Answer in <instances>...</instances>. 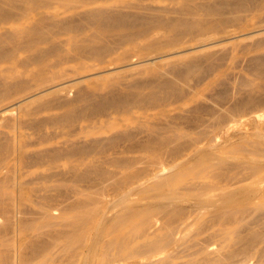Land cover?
Wrapping results in <instances>:
<instances>
[{
    "label": "bare ground",
    "instance_id": "obj_1",
    "mask_svg": "<svg viewBox=\"0 0 264 264\" xmlns=\"http://www.w3.org/2000/svg\"><path fill=\"white\" fill-rule=\"evenodd\" d=\"M13 1L0 0V18L14 15V10L6 9ZM122 3L127 9L116 8L108 1L101 4L84 1L62 20L68 31L59 34L46 28L42 20L37 21L38 18H34L36 13H28L21 17V21L0 24V163L5 161L2 154L7 149L9 164L6 173L2 175L0 171V215L17 216L32 212L31 207L26 205L27 200L38 206V211L40 206L29 198V189L37 199L44 197L42 193L46 192L42 191L48 190L54 182L85 179L91 170L103 173L108 163L116 165L121 172L125 171L130 164L127 152L142 147V141L134 142V135L118 134L122 120L135 114L129 108L150 100L156 104L166 89L178 83L185 84L192 74L216 72V62L212 56L206 62H201L200 58H196L199 55L180 56L172 61L171 68L164 70V73L158 72L153 60L152 64L142 65V68L134 67V62L131 63L133 58L125 60V56L113 55L121 52L127 40H136L135 43L146 39L151 41V47H142L135 57L141 59L154 53L176 51L193 43H215L221 36L233 30L243 32L247 27L264 33V24H260L258 19L254 20L256 13L264 9V0H152L149 3L146 0H131ZM43 7L51 8L52 12L56 9L52 5ZM240 12L244 13L240 15ZM236 18L238 24L232 27L233 30L228 29ZM29 19L32 23L27 24V28L25 24L26 39L21 40L19 33L22 31L19 30ZM214 26L220 29L217 35H196L198 29L203 27L200 32L205 34ZM5 27L7 29L2 30ZM184 36L189 38L184 40ZM124 37L127 39L124 40ZM25 51L29 54L24 55ZM241 51H254L250 57L259 70L255 80L246 81L247 89L237 99V113L240 117L245 114L243 120L252 124L245 135L251 133L253 138H245L239 147L231 149L236 152L230 155L231 159L238 161L240 172L226 175L227 186L233 187L221 191L218 202L216 196L213 198L214 193L208 194L216 189V179L202 175V172L212 162L216 163V157L224 159L227 155L221 157L216 154V143L203 144L190 134L194 130L179 126L175 128L177 131L170 130L175 131L174 138L168 135L162 140L153 138L154 144L164 147L174 158L195 151L196 154L189 161L192 165L183 163L185 159H181L176 162L175 166L179 167L176 173L161 176L146 185H139L136 182L138 179L133 182L125 176V183L116 185L118 192L115 196L106 195L103 191L101 195L95 193L89 198L66 196L64 203L58 207L48 205L44 211L46 222L54 217L69 222L70 232L56 235L58 240L68 234L67 241L25 242V238L14 231L15 241L12 244L6 245L8 243L0 239V264H111L121 259H132L133 264H166L159 255L172 243L177 224L166 222L161 229H154L153 213L172 203L171 199L164 202L160 195L167 192L169 198L175 197L176 178L181 183H189L185 177L186 171L192 172V183L187 187L195 192L189 206L196 204L199 209L207 204L217 205L220 211L237 210L234 218L219 224L225 237H239L238 246L227 256L216 258V261L227 264L224 260L229 258L233 260L232 264H254L251 259L239 261L230 258L239 252L264 256V37L241 47ZM232 53L235 55L237 52L232 49ZM90 55L101 58L95 68L88 64ZM82 59L85 61L81 62ZM68 60L76 61L79 65ZM117 64L134 71L128 75H123L127 71H122L121 76H118L121 72L115 73L107 83L102 82L106 78L102 75L94 81L83 79L84 88H75L81 79H71L66 84L57 83L76 74ZM147 66L157 69V73ZM61 69L68 73L63 71L59 74ZM140 72L143 80L138 78ZM48 75L51 76L48 82H45L46 79L43 83L38 81ZM170 75H176L178 80ZM204 78L199 76V86ZM193 90L195 93L198 91L196 88ZM188 100L189 97H178L165 105L179 111H192V106L186 105ZM90 107L91 113H88ZM170 121L176 125L173 120ZM66 123L67 127L63 128ZM126 136L131 137L132 140H127H134V143L127 141L128 147L117 148V139ZM186 137L188 139L181 141ZM111 148L114 153L109 152ZM249 178H252V182L248 185ZM234 179L235 183H231ZM5 192L10 196L7 200L3 197ZM134 194L138 197H131ZM202 195L206 196L202 198ZM114 208H117V212L109 215ZM245 212L256 213L253 223L258 222L257 225L260 223L261 226L249 228L239 236L238 226L242 224L239 217L242 216L240 219L246 222L243 216ZM59 244L62 253L55 254V247ZM26 245L30 246L29 254L22 251Z\"/></svg>",
    "mask_w": 264,
    "mask_h": 264
},
{
    "label": "rangeland",
    "instance_id": "obj_2",
    "mask_svg": "<svg viewBox=\"0 0 264 264\" xmlns=\"http://www.w3.org/2000/svg\"><path fill=\"white\" fill-rule=\"evenodd\" d=\"M34 1L14 0L11 5L6 7V9L14 10V15L0 18V24L9 23L11 21H21V17L26 16L28 13H36L34 18H38L37 21L42 20V24L46 26V28L54 34H59L61 31H68L66 28L67 25L62 23V20L72 13V9H74V7H80L84 1H90L95 4L106 3L108 1L109 3L112 2L116 8L127 9L123 6L124 4L122 2L131 0H42V2L38 3H35ZM151 1L152 0H146L147 3ZM45 5L56 6V9L52 12L50 10L51 8L44 9L45 7L43 6ZM243 13L244 12H240L239 14L242 15ZM231 15L233 14H229V16ZM263 18L264 9L256 13L254 20L258 19L260 24H264V20L260 22ZM31 19L25 21L23 29L19 30L22 31L19 33L21 40L26 39L24 31L27 28V24L32 23L30 22ZM236 24H238V18L232 21L233 26L228 29L233 30L232 27ZM6 29L7 28L5 27L2 30ZM202 29L203 27L198 29L196 35L201 37L202 35L207 36L213 33L214 35H217L220 31L217 26H214V29H209L205 34H202L200 32ZM254 30L255 28L248 27L243 32H236L233 30L231 31L232 33L221 36V39L215 43H211L209 41H206L203 44L193 43L187 47L177 49L176 51L169 50L161 54L154 53L141 59L135 57L139 55V51L142 47L149 49L152 45L151 41L146 39L135 43L136 40L133 42L127 40L121 52L113 55L117 57L125 56V60L133 58L131 63L134 62V67L142 68V65L152 64L153 60L155 63L154 65L157 64L158 66V72L164 73L167 69L171 68L172 61H175L180 56L199 55L196 58H200L201 62H206L208 57L212 56V59L216 62V72L208 71L204 73L200 72V74H192L185 84L178 83L175 87H170L168 90L166 89L162 93V97L157 100L156 104L152 103L153 101L151 100L134 104V106L131 104L132 107L129 109L131 113L134 112L135 114L129 115L126 118L127 122L126 119H124L125 121L122 120L124 123H119L122 128H119L120 130L117 131L118 134L124 132L131 134L132 136L134 135L132 138H135L136 141H133H142V147H137L134 151L127 152V155L130 158V164L126 170L121 172L116 165L108 163L105 165L103 173H100L97 170H91L88 171L85 179L59 180L54 182L48 190L42 191L46 192V195L42 193V196L44 197H37V199L32 196L34 194L31 192L32 190L29 189V198L37 201L40 206L39 210L36 211L38 206H35L34 203H30L27 200L26 205L31 207L32 212L21 213L17 216L0 215V239L8 243L6 245L12 244L13 241H15L14 231H16L21 238L22 236L25 238V242L49 240L57 243V241H67L68 234H65L64 237H60L58 240H56V235L59 232L69 233L71 229L69 222L56 217L46 222L44 211L48 208V205L58 207L64 203V198L66 196H69L70 198L75 197L77 199L89 198L95 193L101 195L103 191L106 195L115 196L118 192L115 187L119 182L125 183V176L133 182L138 179L136 182H138L137 184L139 185H146L151 181H156L161 176L176 173L179 169L178 166H175L176 162L181 159H185L183 163L192 165V162L189 161L196 154L195 151H188L187 154L183 153L174 158L169 155V152L166 151L164 147L155 145L153 140V138H156L157 140L166 139L167 135L170 138H174L175 131H177L175 128L183 125L188 126V130H194L190 131V134H193V136H196L197 139H200L203 144L216 143V146H214L216 154L221 155V157H223V155H227V159H217L216 157V163L212 162L211 166H209L208 169H204L202 172V175H208L212 179H216V189L208 194L213 195L214 193L213 198L217 197L216 202H218L219 200L217 199L219 198L221 191L225 192L233 187V185L227 186V183L225 182V180L228 179L226 178L228 176L227 174L234 171L237 173L240 172L238 168V161H235L234 158L233 160L231 159V156L236 154V152H233L231 149L239 147L242 144L243 139L253 138V136L250 135L251 133L245 135V133L247 131L249 132L252 128V124L247 120H243L245 114L240 117L237 113V99L241 96V93L247 89V85L245 84L246 81L255 80L259 71L254 60L250 57L251 54H254V51L249 53L241 51V47L251 44L264 37V33ZM188 38V36H184V40ZM123 39L125 40L127 37H124ZM129 42H131V44ZM232 49L236 50L237 53L235 55L232 53ZM28 54L29 53L27 51L24 52V55ZM100 59L101 58L99 57L90 55L87 61L90 67L95 68L97 67ZM68 61L79 65L76 61ZM84 61V59L81 60V62ZM121 65L123 64L96 68L91 71L65 78L57 83L66 84V81H72L71 79H81L82 81L80 80L81 82L75 85V88H84L86 87L83 83L84 80L94 81L96 80V77L102 75L106 76L102 82L107 83V81L110 82L109 80L115 73L121 72L118 75L121 76L123 73L122 71H127L124 72L123 75L131 74V71H134L132 68H127L125 66L120 67ZM146 68H152L157 73V69L152 66H147ZM73 69L76 70L78 68L74 67ZM63 71L66 74L68 73L62 69L58 72L60 74ZM170 76L173 79L178 80L176 75ZM199 76H205L201 86L198 85ZM138 78L139 80L144 79L141 72L139 73ZM45 79V82H48L51 79V76H45V78L38 81L43 83L42 81ZM193 88L198 90L197 93L194 92ZM178 97H189L186 105L188 107L192 106V111H179L174 109L172 106L169 107L170 105H165L167 101ZM179 103H181L180 105H184L182 102ZM209 107V111L213 109V111H210L211 114L207 110ZM136 112H138V114H136ZM88 113H91V107L88 108ZM171 117H173V119ZM170 120H173V123H176V125H172V121ZM118 121L120 122L121 119ZM66 127L67 123L64 124L63 128ZM206 128L207 131L203 132ZM214 128H216V130L214 132L211 131ZM239 130H243L244 132H239ZM26 131L32 132L33 130L26 129ZM115 134H117V132ZM109 135L110 132L107 133V136ZM130 138H128V136L118 138L117 143L119 145L117 144L116 147L120 149H123L124 145H127L126 147H128V143L131 144V142H133L128 141L132 140V138ZM186 139H188V137L183 138L181 141ZM181 141L179 140V142ZM225 141L229 142L226 143ZM245 145L249 146L248 143H245ZM121 146L123 148H121ZM6 150L7 149H4L2 154L5 161L0 163V171H2V175L9 170ZM111 150L112 148L109 149V152L114 153ZM184 154L186 156H184ZM171 165L172 167H170ZM191 173V171H186L185 177L189 179V183L187 184L179 182L178 178H176L177 191H174V193H176L175 197L169 198L167 196V192L160 195V198L164 202L171 199L172 203L164 206L162 209L154 211L153 213L154 223H156L154 229L160 228L166 222L168 224H171L172 222L177 224V227L174 229V239L172 243L166 247V249L163 250L159 256L161 259L166 261V264H219L220 262L218 260L216 261V258L227 256L231 251L236 249L238 246L237 240H239V237H225L220 231L219 222H226L231 218H234L237 210L220 211L216 207L217 205L211 206L207 204L202 205L199 209L196 208V204L189 206V201L193 199L195 194L194 190H189L187 187L190 183H192L190 179ZM250 179L252 180V178H249L248 180ZM235 180L236 179L231 180V183H235ZM251 180L248 185L252 182ZM177 183L180 185H177ZM8 186H10V182ZM29 186L31 188V185ZM125 187L126 185L124 188ZM165 188L167 189V187ZM205 196L206 195H202V198ZM3 197L6 200L10 198L6 192L3 193ZM131 197H138V195L134 194ZM1 199L2 198L0 196V200ZM116 212L117 208H114L109 215L115 214ZM243 216L244 221L246 222H243L240 219L242 216L239 217L240 222H242V224L238 226L239 236L244 235L249 228H259L261 226L260 223L257 225L258 222L253 223L255 217H257L256 213L245 212ZM262 225H264V222ZM77 245H79V243H77ZM59 246H61V244L55 247V254L62 253L60 252ZM22 251L29 254L30 246L26 245ZM55 254L54 258H56ZM228 259L229 258H226L224 261L227 264H232L233 260ZM230 259H237L239 261L251 259L254 261V264L264 263V256H258L256 253L244 254L243 252H239L234 258ZM132 261V259H121L115 260L111 264H133Z\"/></svg>",
    "mask_w": 264,
    "mask_h": 264
}]
</instances>
